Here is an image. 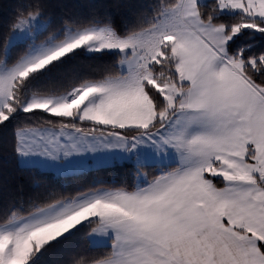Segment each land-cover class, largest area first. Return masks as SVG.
Instances as JSON below:
<instances>
[{
  "label": "snow or ice",
  "instance_id": "1",
  "mask_svg": "<svg viewBox=\"0 0 264 264\" xmlns=\"http://www.w3.org/2000/svg\"><path fill=\"white\" fill-rule=\"evenodd\" d=\"M0 264H264V0H0Z\"/></svg>",
  "mask_w": 264,
  "mask_h": 264
}]
</instances>
